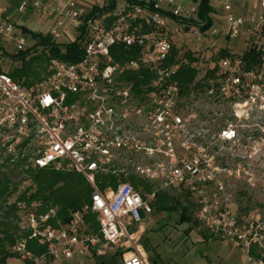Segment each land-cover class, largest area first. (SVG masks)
Wrapping results in <instances>:
<instances>
[{
    "label": "built area",
    "instance_id": "obj_1",
    "mask_svg": "<svg viewBox=\"0 0 264 264\" xmlns=\"http://www.w3.org/2000/svg\"><path fill=\"white\" fill-rule=\"evenodd\" d=\"M211 2L221 6L224 17L204 32L199 27L192 32L211 57L220 52L217 39H236L242 31L249 35L244 51L253 47L261 56L252 69L245 67L244 51L218 59L203 93L211 107L203 116L180 95L173 79L179 66L166 64L171 34L184 29L178 21L193 17L196 7L154 0L152 9L125 4L107 16L87 18L75 0L20 1L19 12L35 10L52 23L54 40L68 28L76 36L83 29V57L76 63L51 59L46 74L29 87L0 73V154L10 164L23 160L24 169L75 171L93 192L91 206L72 212L66 224L57 220L53 207L37 214L40 204H31L32 210L18 203L21 228L44 252L35 255L28 240L20 238L11 248L16 258L25 264L46 258L60 262L82 245L98 255L111 251L120 256V264H149L141 243L143 218L153 212L158 193L175 189L196 198L195 219L213 237L243 250L247 264H264V213L236 214L222 200L226 184L221 178L222 173L239 178L241 164L264 162V16H237L231 0ZM259 4L264 9V0ZM0 40L14 43L17 51L25 49L22 35L4 19ZM116 46L138 47L139 55L117 63L110 53ZM141 69L153 78L138 94L124 77ZM222 105L232 120L214 135L211 124ZM222 143L231 146L233 171L219 166ZM98 176L120 183L101 191ZM130 177L150 190H136ZM89 211L96 215L97 232L85 228Z\"/></svg>",
    "mask_w": 264,
    "mask_h": 264
},
{
    "label": "trees",
    "instance_id": "obj_2",
    "mask_svg": "<svg viewBox=\"0 0 264 264\" xmlns=\"http://www.w3.org/2000/svg\"><path fill=\"white\" fill-rule=\"evenodd\" d=\"M190 4L196 7V13L189 19L178 21L184 24V30L188 31L192 27H199L204 32L213 25L212 14L214 13L211 0H189ZM127 5H139L152 9L153 3H145L142 0H125ZM116 8L115 0H107L102 5L94 6L91 11L86 14L87 18H97L107 16ZM165 14L164 12H162ZM166 15L171 16L167 13ZM22 33H28L27 29L21 28ZM83 29L76 36L75 40L58 44L51 35L32 34L31 37L34 44L25 50L17 51L10 55L4 47L0 45V62L4 58H8L19 66L14 67L9 72H4L0 65V73L7 74L13 81L29 87L39 81L45 74L49 61L57 59L65 63H76L83 57ZM264 36V31L262 32ZM138 47L125 48L124 46H116L111 48V56L117 63H124L131 59H135L139 55ZM233 54L226 50H220L218 56L211 57V64L205 70V74L199 81H196L200 70L198 68V58L194 52L190 50L181 52L172 45L171 53L166 61L167 65H178V71L173 79L178 83L180 95L182 98L189 99L190 95H194L197 99L203 94L208 87V80L212 79L216 71V62L220 58L232 56ZM261 52L256 51L253 47L243 52L246 69H252L258 65ZM127 81L134 83V91L141 93L139 88L147 86L153 75L144 69L138 72L126 73L124 77ZM223 119V120H222ZM224 121L225 118H222ZM1 153V152H0ZM25 163L19 160L15 164H10L8 159L2 158L0 154V264H5L6 260L15 257L11 252L12 246L20 238H26L27 248L35 255L44 252V248L36 244L33 239H28L30 233L21 228V220L17 208L18 203H23L27 207L37 203L41 207L36 210L37 214L44 213L48 208L53 207L57 212V220L62 224L69 221L70 214L74 211L82 210L84 207L91 206V194L93 189L89 182L79 173L75 171H55L52 169H24ZM25 175L27 178H22ZM18 180V182H17ZM16 181V182H15ZM130 183L138 190L142 187L143 191H149L150 186L145 184L136 177H130ZM27 184L21 192L20 187ZM120 180L110 176H98L95 180L96 186L104 191L107 187L116 189ZM183 196H191L187 192H182ZM186 196V197H187ZM160 199L161 210L173 211L177 207L180 208V221L188 222L191 220L190 204L181 206L178 200L168 196L167 194L158 193L153 208ZM174 203L170 206L168 203ZM55 224V221L51 222ZM86 230L97 232L98 224L96 215L90 211L85 215ZM193 224L199 223L193 218Z\"/></svg>",
    "mask_w": 264,
    "mask_h": 264
},
{
    "label": "rangeland",
    "instance_id": "obj_3",
    "mask_svg": "<svg viewBox=\"0 0 264 264\" xmlns=\"http://www.w3.org/2000/svg\"><path fill=\"white\" fill-rule=\"evenodd\" d=\"M7 1L0 0V9L8 7ZM91 1L96 5L107 2V0ZM115 1V9L117 10L125 5V0ZM188 7L190 8L192 5L189 4ZM212 19L213 25L219 23L218 20L216 21V16H212ZM15 21L28 31V33L22 35L25 42V49L30 48L34 44L31 37L32 34L50 35L52 24L34 11L29 12L28 16H16ZM178 25L177 23L174 24L175 27ZM194 29L195 27H192L188 31L182 29L176 34H171V41L173 46L181 52L187 50L194 52L195 57L198 58L197 66L202 74L209 66H213L210 59L211 53L201 40L199 41L198 38L192 35ZM75 38L76 33L68 28L67 32L60 39L55 40V42L58 44H66L75 40ZM248 38L249 35L242 31L238 38L228 40L219 38L216 40V44L220 50H226L231 54H238L246 49V41ZM0 45L10 55L17 52L14 43L6 44L0 40ZM0 65L4 72H9L14 67L19 66L18 63H13L8 58H4L0 62ZM195 98L194 95H190L189 99L186 100L191 102L193 106L195 105L203 113V116H206L211 107L206 104L204 95L200 94L197 99ZM217 109L220 115L211 124L214 135H216L219 129L225 127L227 121L232 120L228 107L222 105L218 106ZM222 118H225L224 121H221ZM218 148L221 158L219 166L230 169L231 171L236 169L237 166L229 161V153L232 152L231 146L222 143L218 144ZM240 169L241 173L239 178L228 176L227 173L221 174V178L226 184V193L222 197V200L230 205L236 214H244L255 210L264 213V162L254 161L252 164H241ZM26 185V183L23 184L19 192ZM182 192L184 191L168 189L161 193L178 200L181 206L190 204V221H180L181 210L178 207L173 211L161 210L160 199L156 202L153 212L143 218L142 225L144 233L141 243L149 264H247L246 255L243 250L213 237L202 224H193V218H196L197 200L193 196H183L184 194ZM168 204L174 206V203L169 202ZM29 208L32 209L31 206ZM106 254L110 258H113L107 264H120L119 255L113 254L111 251L106 252ZM97 256L99 255L94 251L85 248L84 255L75 253L71 259L60 262L46 258L38 264H102L101 259ZM5 264L25 263L18 258L12 257ZM103 264H106V262H103Z\"/></svg>",
    "mask_w": 264,
    "mask_h": 264
},
{
    "label": "crops",
    "instance_id": "obj_4",
    "mask_svg": "<svg viewBox=\"0 0 264 264\" xmlns=\"http://www.w3.org/2000/svg\"><path fill=\"white\" fill-rule=\"evenodd\" d=\"M20 1L21 0H8L7 1L8 7L4 8V9H0V19H4V20H7V21L13 23L15 26L16 33L23 35L22 30H21V28L23 26L19 25L15 21V17L16 16H28L29 12H31V11L36 12V11L29 9V10H26L24 12H19L18 6H19ZM75 1L77 2V5L83 9L85 14H88L94 6H98V5L94 4L91 0H75ZM143 1L145 3H149V2H153L154 0H143ZM179 3L183 4L186 7H188V5L190 4L189 0H180ZM211 4H212L213 9H214V13L212 14V16L213 17L216 16V21L218 20L220 22L225 15L223 12V9L221 8V6H219L217 4H213L212 2H211ZM231 4H232L233 13L237 16H243V17L259 16V15L264 16V9H262L260 7L259 0H231ZM100 5H102V4H100ZM36 13H38V12H36ZM48 22H50V21H48ZM75 253L79 254V255H84L85 247H83L82 245H78L74 250V254ZM107 255L108 254L97 256V257H99V259H101L102 264H103V262H106V264H107L111 259H113ZM6 261H8V259Z\"/></svg>",
    "mask_w": 264,
    "mask_h": 264
}]
</instances>
